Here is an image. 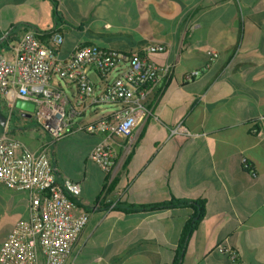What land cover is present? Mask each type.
Returning a JSON list of instances; mask_svg holds the SVG:
<instances>
[{
    "label": "crops",
    "instance_id": "0c3cea01",
    "mask_svg": "<svg viewBox=\"0 0 264 264\" xmlns=\"http://www.w3.org/2000/svg\"><path fill=\"white\" fill-rule=\"evenodd\" d=\"M54 1L56 7L49 0H0V36L19 24H54L56 9L62 58L77 43L125 54L160 45L164 51L147 57L169 67L144 102L147 113L133 129L130 152L122 139L110 141L116 153L110 174L89 158L101 135L76 134L94 144L78 156L74 172L57 165L53 145L58 180L80 185L77 213L89 216L63 264H172L196 205L123 210L172 199L205 201L180 264H264V0ZM207 51L218 54L208 67ZM194 71L200 75L186 80ZM115 108H99L91 117ZM0 112L6 118L1 104ZM24 119L7 125L8 133L36 150L43 136ZM178 124L190 136H170ZM27 216L26 194L0 186V248L14 223Z\"/></svg>",
    "mask_w": 264,
    "mask_h": 264
},
{
    "label": "built area",
    "instance_id": "2783aa9c",
    "mask_svg": "<svg viewBox=\"0 0 264 264\" xmlns=\"http://www.w3.org/2000/svg\"><path fill=\"white\" fill-rule=\"evenodd\" d=\"M62 44L55 22L37 29L23 26L16 40L0 53V104L6 116L0 135V186L28 198V216L15 222L6 235L0 264H63L89 216L77 213L80 185L58 180L51 159L53 145L76 134L101 135L89 158L103 173L110 174L116 157L110 141L122 139L130 152L133 129L147 113L144 102L169 71L168 66H158L147 57L164 51L160 45L125 54L77 43L62 58ZM206 55L208 67L218 54L207 51ZM199 75L200 71H194L185 79ZM17 101L31 104L32 112L16 108ZM113 106L116 108L104 117H91L95 110ZM26 113L43 136L36 150L8 133L7 125L23 124ZM251 132L258 134L259 130ZM169 134L190 136L182 124ZM241 164L247 167L246 158H241ZM236 258L231 252V261Z\"/></svg>",
    "mask_w": 264,
    "mask_h": 264
},
{
    "label": "trees",
    "instance_id": "16d2710c",
    "mask_svg": "<svg viewBox=\"0 0 264 264\" xmlns=\"http://www.w3.org/2000/svg\"><path fill=\"white\" fill-rule=\"evenodd\" d=\"M54 7H56V2L54 0H49ZM54 17L55 19H59L56 24H61L62 19L59 13L54 11ZM24 25H17L13 28L11 31L8 40L2 43L0 46V53L4 49L7 43L16 40L17 38V33H15V30L18 28H22ZM20 30V29H19ZM85 45H91V44H85ZM193 205H196V214L190 218L189 222L184 226L181 234H180V239L178 242L177 249L175 250V257L173 259L172 264H180L181 258L185 252V248L188 242V239L192 233L193 230L197 227V224L199 221L204 217L205 215V201L204 200H199V201H187V200H176L172 199L169 202H163V203H158V204H149V205H128L125 206L123 205V210L125 212H135V211H145V210H160V209H172V208H186V207H191L193 208ZM196 217V219H194Z\"/></svg>",
    "mask_w": 264,
    "mask_h": 264
},
{
    "label": "rangeland",
    "instance_id": "374dc122",
    "mask_svg": "<svg viewBox=\"0 0 264 264\" xmlns=\"http://www.w3.org/2000/svg\"><path fill=\"white\" fill-rule=\"evenodd\" d=\"M67 19H65L66 21ZM67 23V21H66ZM68 92L67 89H65ZM29 129L28 136L32 139H37L38 134ZM94 142L89 137L75 135L69 138L61 139L55 142L54 155L57 165L69 172L77 171L78 156L85 155L89 151Z\"/></svg>",
    "mask_w": 264,
    "mask_h": 264
},
{
    "label": "water",
    "instance_id": "95a60500",
    "mask_svg": "<svg viewBox=\"0 0 264 264\" xmlns=\"http://www.w3.org/2000/svg\"><path fill=\"white\" fill-rule=\"evenodd\" d=\"M11 30H12V28H9L5 33H3L0 36V46L2 45L3 42L8 40V37H9V35L11 33ZM16 108L25 110L27 112H32V110H33V106L31 104L24 103V102H21V101H17L16 102ZM23 116L29 118L30 114L26 113V114H23ZM5 124H6V118L0 112V127L4 128ZM194 219H196V218H194Z\"/></svg>",
    "mask_w": 264,
    "mask_h": 264
}]
</instances>
